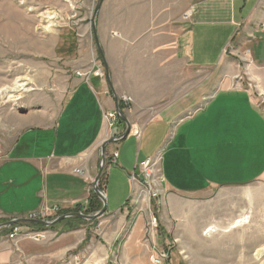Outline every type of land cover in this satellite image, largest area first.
Here are the masks:
<instances>
[{
	"label": "crops",
	"instance_id": "0c3cea01",
	"mask_svg": "<svg viewBox=\"0 0 264 264\" xmlns=\"http://www.w3.org/2000/svg\"><path fill=\"white\" fill-rule=\"evenodd\" d=\"M187 7L193 9L194 21L186 32L178 31L177 39L176 20ZM262 24L264 0H103L96 17V35L113 94L106 87L105 76L100 79L91 74L98 69L104 74V69L101 62L95 60L91 46H85L80 40L72 61L73 76L69 81L72 91L56 119L19 134L0 166V222L26 218L33 212L52 207L72 212L86 209L87 203L101 204L92 192L100 148L103 142L119 138L125 130L124 125L108 129L104 121L105 113L115 111L116 97L131 133L105 149L102 192L107 210L103 216V234L112 243L127 218L128 207L132 206L134 187L129 176L144 161L155 157L153 154L166 141L164 130L171 136V120L158 115L162 113L159 101L170 94L152 96L149 94V91L153 93L152 84L172 78L177 63L180 68L205 70L220 66L225 61L222 52L236 33L256 27L259 30ZM258 30L254 32L257 38L253 42V57L259 60L254 61L260 63L256 65L264 66V33L259 34ZM115 34L118 36H113ZM261 82L264 83V78ZM261 93L264 94V89ZM123 96L130 98L131 103L122 102ZM253 96H257L255 90L218 92L201 114L196 113L174 129V138L167 150V175L164 176L161 169L168 191L200 195L225 182L239 183V180L264 174V115ZM196 98L199 100L194 107L202 103V93ZM156 106L159 110L150 112ZM189 109L180 114L188 113ZM221 109L234 112L230 113L238 118L236 134H226L225 112ZM146 113L159 117L142 123L141 115ZM139 126L141 130L135 132ZM147 127H152L153 151L139 161V145ZM242 139L247 140L253 167L244 168L239 164L228 172L225 168L218 170L219 148L223 147L224 151L226 147L228 154L233 146L230 143L242 147ZM113 153L117 154V159L112 164ZM258 165L260 168H255ZM75 170H80L82 175H75ZM76 226L78 228L71 232H62V226L44 231L49 237L57 238V250L49 254L20 244L25 240L23 237L8 240L7 235L0 236V264H36L60 259L78 250L86 239V231L79 224ZM45 240L48 238L41 243ZM75 256L71 264L78 258Z\"/></svg>",
	"mask_w": 264,
	"mask_h": 264
},
{
	"label": "rangeland",
	"instance_id": "374dc122",
	"mask_svg": "<svg viewBox=\"0 0 264 264\" xmlns=\"http://www.w3.org/2000/svg\"><path fill=\"white\" fill-rule=\"evenodd\" d=\"M97 1L0 0V166L4 164L19 134L29 127L47 125L56 119L63 102L72 91L69 84L73 76L72 61L75 59L74 49L78 48L80 40L85 46H91L95 60L101 62L90 30L91 15ZM179 6L180 4L177 9ZM193 18L192 8H184L183 12L178 14L177 39L178 31L186 32L194 21ZM263 25L259 26V30L256 27V30L248 29L244 32L240 30L236 33L222 52L225 61L220 66L205 70L187 66L180 68L177 63L172 78L169 77L162 82L157 80L152 84L153 93L149 91L152 96L170 94L159 101L162 113L158 115L171 120L169 123L171 136L164 130L166 141L160 150L153 154L158 155L160 160L157 165V176H160L162 183L158 182V196L155 198L148 196L140 184L133 186L132 206L128 207L127 218L112 243L105 237L106 234H103L105 228L103 217L93 222L68 220L60 222L54 229L62 226L61 231L71 232L78 228L76 225L82 226L81 229L87 234L85 243L83 242L78 250L70 251L60 259L36 264H71L74 255L78 258L72 264H152L155 260L159 264H264L263 172L261 176L239 180V183L225 182L218 185V188L214 187L213 191L200 195L168 191L161 173L162 169L164 176L167 175V150L169 142L174 138V129L196 113L201 114L218 92L255 90L257 96L253 97L264 115V94L261 93L264 89V83L261 82L264 78V66L256 65L260 63L255 64L254 61L259 60L256 56L253 57V42L254 38H257L254 32L258 30L259 34L264 33ZM100 66L104 69L102 62ZM101 70L92 71L91 74L95 77L97 72H102ZM104 76L105 73L100 77ZM154 77L157 78L156 75ZM106 87L109 90L107 78ZM201 93L203 101L194 107V103L199 100L196 96ZM164 107L166 109H163ZM188 108H190L188 113L180 114ZM157 109L156 106L150 112ZM221 110L225 112L226 134H236L238 118L232 111L230 112L233 114ZM148 113L141 115L142 123L159 117L154 113ZM116 125L113 124L112 128L117 127ZM140 130L139 126L134 131ZM151 132L152 127L144 130L139 145V161L145 158L147 152L153 151ZM246 141L242 139L241 142H244L242 147L235 142L230 143L233 146L230 147L228 154L225 151L226 147L224 151L223 147H220L218 156L221 165L217 169L225 168L228 172L230 169H236L239 164L251 169L253 163L250 161L251 153ZM99 164L100 158L98 167ZM138 172L139 167L133 173ZM157 176L154 180H157ZM103 180L104 174L99 181L101 186ZM84 210L76 213L85 214ZM61 214L63 212L57 207H52L18 219H30L35 216L36 220L51 221L66 215ZM11 220L16 219L10 218L1 221L0 224ZM16 226L20 228V235L36 231L35 227L28 224ZM12 228L3 229L0 236L8 235ZM211 228H214L215 232H208ZM106 229L110 230V226ZM46 238L48 240H45V243L51 245L18 239L24 240L20 244L31 245L32 251L41 254L56 251V236L49 237L48 234ZM20 244L19 247L22 246Z\"/></svg>",
	"mask_w": 264,
	"mask_h": 264
},
{
	"label": "water",
	"instance_id": "95a60500",
	"mask_svg": "<svg viewBox=\"0 0 264 264\" xmlns=\"http://www.w3.org/2000/svg\"><path fill=\"white\" fill-rule=\"evenodd\" d=\"M102 2H103V0H98L96 2L95 8H94L92 15H91L90 27H91L92 36H93L94 41H95V47H96L98 56H99L103 66H104V73H105V77L107 78V86H108L110 92L113 94L111 83L109 81V72H108V69H107V66H106V63H105V60L103 57V53H102L101 48L99 46V43L97 40V35H96V17H97V14L99 12V9L101 7ZM114 101H115V112L118 116L117 125L119 127L124 125L125 131L123 132V134L119 138L113 137V138L103 142V144L101 145V148H100V164H99V167L97 170L96 177L94 178V181H93L92 192L96 196V198H98L100 200L101 209L98 212H95L93 214L70 213L67 215L59 216L51 222L44 221V220H36V219H31V218L30 219H16V220L9 221L5 224H0V231L3 229L11 228V227L18 225V224H28V225H34V226H39V227H43V228H50V227H53V226L59 224L62 221L69 220V219H77V220H81L84 222H93V221H96V220L102 218L105 215V212L107 210L106 198H105V195L103 194V192L99 188V181L103 175L104 167H105V163H106L105 149L107 146L112 145V144H114V143H116L122 139H125L127 137V135L129 134L130 129H131L127 119L125 118V116L123 115V113L119 109V102H118L116 97H114Z\"/></svg>",
	"mask_w": 264,
	"mask_h": 264
},
{
	"label": "built area",
	"instance_id": "2783aa9c",
	"mask_svg": "<svg viewBox=\"0 0 264 264\" xmlns=\"http://www.w3.org/2000/svg\"><path fill=\"white\" fill-rule=\"evenodd\" d=\"M264 29V25L262 26ZM100 74V73H99ZM96 76V75H95ZM99 77V76H97ZM121 101L124 102L126 105L131 103L130 99L127 97H122ZM118 116L115 113H109L104 115V121L108 129L113 127V124H117ZM117 159V154H112V162L115 163ZM159 157L155 156L151 159H148L144 161L140 168L138 173H133L130 176V182L133 186L141 185L145 189L146 193L150 197H157L159 194L158 190V182L162 183V179H160V176H157V165L159 163ZM75 175H82V172L80 170H75ZM157 176V180H154V177ZM31 219H37L35 216H33ZM44 220V219H42ZM100 227L99 225H97ZM152 228V225H151ZM155 229V228H153ZM20 228L18 226H15L12 228L11 232L7 235L8 240H15L17 237H23L25 239H28L32 236H36L37 241L41 242L42 239H44L43 236L46 237V233L44 231H35L32 234H29L31 232H27L26 234L20 235ZM154 264H159L157 260H155Z\"/></svg>",
	"mask_w": 264,
	"mask_h": 264
},
{
	"label": "trees",
	"instance_id": "16d2710c",
	"mask_svg": "<svg viewBox=\"0 0 264 264\" xmlns=\"http://www.w3.org/2000/svg\"><path fill=\"white\" fill-rule=\"evenodd\" d=\"M119 108L123 111V107L121 105L119 106ZM99 188L102 191L101 183H99ZM100 208H101V204L98 203V202H96V203H88V206L86 207L84 213L85 214H93V213L97 212ZM76 212H80V211L76 210V211H72V212H63V214H70V213H76ZM63 214H61V215H63ZM68 221H72V222L76 221V222H78V221H81V220L73 219V220H68ZM30 227H33V228L35 227L36 229H34V230H40V231H47V230H49V229L41 228V227L34 226V225H30ZM54 228L55 227H53L52 229H54ZM9 233H10V230H9L8 234ZM88 239L89 238H87V240Z\"/></svg>",
	"mask_w": 264,
	"mask_h": 264
},
{
	"label": "bare ground",
	"instance_id": "6f19581e",
	"mask_svg": "<svg viewBox=\"0 0 264 264\" xmlns=\"http://www.w3.org/2000/svg\"><path fill=\"white\" fill-rule=\"evenodd\" d=\"M48 23H49V22H48ZM97 76L100 77V76H102V74H101V73L99 74V72H97V73H96V77H97ZM123 97H125V96H123ZM119 105H120V104H119ZM119 109H120V108H119ZM120 111H121V109H120ZM121 112H122V111H121ZM109 113H115V111L108 112V113H105V114H109ZM105 114H104V115H105ZM103 117H104V116H103ZM104 120H105V119H104ZM157 156H158V155H157ZM66 215H67V214H66ZM11 221H12V220H11ZM44 221H47V220H44ZM51 221H53V220H51ZM51 221H48V222H51ZM15 226H16V225H15ZM13 227H14V226H13ZM38 227H39V226H38ZM53 227H54V226H53ZM11 228H12V227H11ZM11 228H10V229H11ZM41 228H43V227H41ZM50 228H52V227H50ZM45 229H49V228H45ZM1 231H2V230H1ZM1 231H0V232H1ZM36 231H38V230H36ZM208 232H215V231H214V228H211V231H208ZM43 237H44V239H45V236H43ZM7 239H8V238H7ZM44 239H42L41 242H43ZM28 240L34 241V242H36V243H41V242L37 241L36 236H32V237H30V238H28ZM151 262H153V258H152ZM152 264H154V262H153Z\"/></svg>",
	"mask_w": 264,
	"mask_h": 264
}]
</instances>
